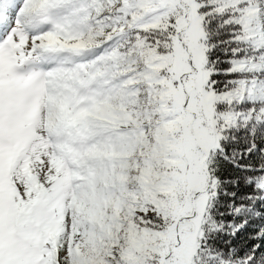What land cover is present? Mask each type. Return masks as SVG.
Instances as JSON below:
<instances>
[{"label": "snow or ice", "instance_id": "obj_1", "mask_svg": "<svg viewBox=\"0 0 264 264\" xmlns=\"http://www.w3.org/2000/svg\"><path fill=\"white\" fill-rule=\"evenodd\" d=\"M0 264H264V0H0Z\"/></svg>", "mask_w": 264, "mask_h": 264}]
</instances>
